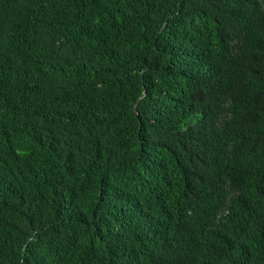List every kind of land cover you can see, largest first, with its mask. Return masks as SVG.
I'll use <instances>...</instances> for the list:
<instances>
[{"label": "trees", "instance_id": "16d2710c", "mask_svg": "<svg viewBox=\"0 0 264 264\" xmlns=\"http://www.w3.org/2000/svg\"><path fill=\"white\" fill-rule=\"evenodd\" d=\"M0 264H264V0H0Z\"/></svg>", "mask_w": 264, "mask_h": 264}]
</instances>
